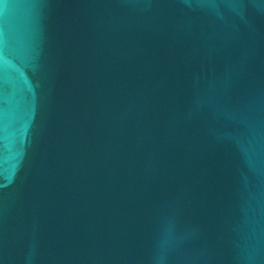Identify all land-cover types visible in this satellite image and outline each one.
Segmentation results:
<instances>
[{"label": "water", "instance_id": "1", "mask_svg": "<svg viewBox=\"0 0 264 264\" xmlns=\"http://www.w3.org/2000/svg\"><path fill=\"white\" fill-rule=\"evenodd\" d=\"M0 264H264V0H0Z\"/></svg>", "mask_w": 264, "mask_h": 264}]
</instances>
